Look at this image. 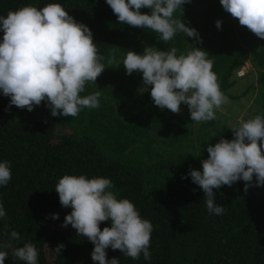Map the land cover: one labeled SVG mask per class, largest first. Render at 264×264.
Wrapping results in <instances>:
<instances>
[{"label":"trees","instance_id":"trees-1","mask_svg":"<svg viewBox=\"0 0 264 264\" xmlns=\"http://www.w3.org/2000/svg\"><path fill=\"white\" fill-rule=\"evenodd\" d=\"M52 3L61 4L93 33L106 68L96 83H85L80 95L100 91V107L82 108L76 117H54L46 101L31 112L9 108L10 97L0 90V162L10 161L12 171L11 181L0 186L6 212L0 218V251L8 252L5 264H25L12 253L27 242L37 247L38 264H98L91 256L94 244L71 225L62 226L72 211L61 205L55 190L64 175L109 178L114 185L109 190L118 199L132 201L141 217L153 224L151 260H144L142 253L133 260L111 247L106 249L109 260L264 264V186H255L254 177L247 191L243 180L214 189L216 204L225 209L215 215L209 214L203 190L188 175L190 169L202 171L208 145L234 139L233 126L264 114V39L240 25L220 0H190L174 13L199 32L202 42L177 32L165 43L151 29L121 23L106 0H0V16ZM217 20L222 21L219 29ZM3 36L0 31V42ZM146 46L161 51L175 47L177 55L194 47L207 52L227 98L215 109L214 120L192 121L183 102L179 113L154 104L142 73L129 75L123 65L127 51L143 54ZM246 61L250 66L243 69ZM145 87L148 91L141 92ZM53 226L59 230L51 235ZM104 227H111V221L101 222V230ZM12 231L21 238L12 240ZM60 244L64 248L57 253Z\"/></svg>","mask_w":264,"mask_h":264},{"label":"clouds","instance_id":"clouds-1","mask_svg":"<svg viewBox=\"0 0 264 264\" xmlns=\"http://www.w3.org/2000/svg\"><path fill=\"white\" fill-rule=\"evenodd\" d=\"M118 20L133 27L151 29L159 39L168 43L177 32L199 39V32L174 18L178 8L190 0H106ZM222 7L246 26L258 38L264 39V0H220ZM149 9L150 12H142ZM217 28L222 21H216ZM0 90L10 97V105L26 108L47 102L51 115L76 117L82 108L100 107V91L81 97L85 83L97 81L105 70L101 63L91 29L78 23L58 3L38 9L27 5L7 16H0ZM206 51L194 47L186 55H177L175 47L167 51L146 46L143 54L127 51L123 65L127 74L140 72L143 83L151 86V97L161 110L179 113L181 103L186 104L194 122H207L216 118L215 109L227 102L221 91L213 62ZM111 63V61H109ZM141 92L148 91L142 88ZM234 139H220L208 145V158L202 161V171L190 169L188 175L205 194L203 200L209 214L222 215L223 206L216 204L214 189L245 181L244 190L264 186V114L246 121L241 120L231 128ZM187 178V177H185ZM12 179L11 162H0V186ZM114 187L109 178H88L85 175H64L55 186L60 203L71 207L63 227L71 225L77 234L93 244L92 260L98 264H120L118 258H107L109 247L120 250L125 257L151 260L150 240L153 224L143 219L129 199H118L110 191ZM6 216L0 201V218ZM59 219V214H53ZM111 227L100 228L103 221ZM12 240L20 234L11 232ZM6 247V246H5ZM63 244L55 251L60 253ZM12 255L25 264H38V249L32 242L13 250ZM7 251H0V264H5Z\"/></svg>","mask_w":264,"mask_h":264},{"label":"rangeland","instance_id":"rangeland-1","mask_svg":"<svg viewBox=\"0 0 264 264\" xmlns=\"http://www.w3.org/2000/svg\"><path fill=\"white\" fill-rule=\"evenodd\" d=\"M250 66V63L248 62V61H246V62H244V64L242 65V68L243 69H246V68H248ZM225 112H227V114L230 112V110H227V111H225ZM59 230V228L57 227V226H53L52 228H51V235H53V234H55L56 233V231H58Z\"/></svg>","mask_w":264,"mask_h":264},{"label":"built area","instance_id":"built-area-1","mask_svg":"<svg viewBox=\"0 0 264 264\" xmlns=\"http://www.w3.org/2000/svg\"><path fill=\"white\" fill-rule=\"evenodd\" d=\"M242 71H243V70H242V68H241L240 70H238V73H242Z\"/></svg>","mask_w":264,"mask_h":264}]
</instances>
